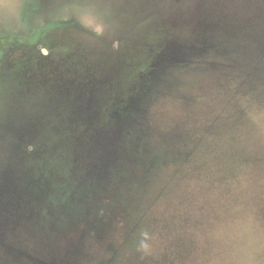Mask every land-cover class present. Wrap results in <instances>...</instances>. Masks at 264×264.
<instances>
[{"label": "rangeland", "instance_id": "374dc122", "mask_svg": "<svg viewBox=\"0 0 264 264\" xmlns=\"http://www.w3.org/2000/svg\"><path fill=\"white\" fill-rule=\"evenodd\" d=\"M0 264H264V0H0Z\"/></svg>", "mask_w": 264, "mask_h": 264}]
</instances>
